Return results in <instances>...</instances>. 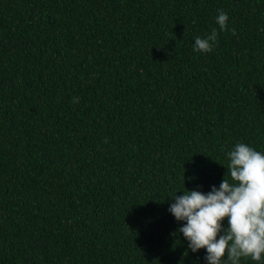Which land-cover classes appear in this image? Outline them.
I'll return each instance as SVG.
<instances>
[{
    "label": "trees",
    "instance_id": "obj_1",
    "mask_svg": "<svg viewBox=\"0 0 264 264\" xmlns=\"http://www.w3.org/2000/svg\"><path fill=\"white\" fill-rule=\"evenodd\" d=\"M238 142L264 152V0H0V264H206L170 197Z\"/></svg>",
    "mask_w": 264,
    "mask_h": 264
},
{
    "label": "clouds",
    "instance_id": "obj_2",
    "mask_svg": "<svg viewBox=\"0 0 264 264\" xmlns=\"http://www.w3.org/2000/svg\"><path fill=\"white\" fill-rule=\"evenodd\" d=\"M218 12L219 31L235 35V29H228V13ZM217 38L216 28L195 37L194 51L211 52ZM78 102L73 97V103ZM226 157L227 172L219 187L212 185L206 193L186 188L182 195L170 197L174 202L168 211L182 222L175 231L183 234L191 252L206 250V264H241L242 258L264 264V152L238 142Z\"/></svg>",
    "mask_w": 264,
    "mask_h": 264
}]
</instances>
